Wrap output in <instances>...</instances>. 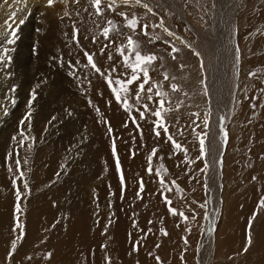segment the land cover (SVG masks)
Here are the masks:
<instances>
[{
	"label": "rangeland",
	"instance_id": "obj_1",
	"mask_svg": "<svg viewBox=\"0 0 264 264\" xmlns=\"http://www.w3.org/2000/svg\"><path fill=\"white\" fill-rule=\"evenodd\" d=\"M15 10L14 8L13 12ZM153 25H157V22L152 19L150 35L151 38L159 37L158 40L152 43L145 42L142 37H138L137 40L141 42L144 53H155L158 58H162L149 69L153 77L152 84H161V91L169 93L165 99L170 100L171 103L166 104V107L173 110L165 113L164 118L171 135L186 147L188 152L187 157L183 151L174 154L173 146L167 139L162 149L154 146L155 134L149 122L150 115L146 113L147 118L140 119L135 111H126L123 104L116 101L110 86H107L112 96L111 100L117 104L115 117L118 120L119 130L128 137L130 149L134 151L131 155L136 156L139 162L138 169L144 173L138 176V179H144V185L146 184L149 188L154 187V192L151 191V194L149 192L152 189L148 190L144 187L141 193L142 198L136 197L139 205L135 210L132 203L122 206L123 210L129 213L132 229V231L129 230V235L127 234L130 242L126 256L138 241L139 250L135 251L134 264H140L141 261L147 264H199L201 244L208 237L211 218L217 215L213 228L220 222L219 208L215 207L217 204H212L211 189L208 185L207 189L204 187L210 174V166L207 164L206 172L200 171L205 167V160L209 161V157L212 156V148L207 140L209 136L206 137V157L201 156L197 137L198 132L206 131L208 135V129L213 128L216 130L214 145L224 136L225 131L229 135V142L227 137L225 143L227 149L223 165V193L228 200L226 206L228 210L225 211L222 226L218 232V240L214 232L216 244L209 248L206 254L212 255L211 264H252L254 257L264 264V208L259 207V201L264 199V67L250 69L245 65L252 58L250 51L254 43L252 40H245L238 53L236 51L239 48L238 45L232 44L234 54H229V63L233 62L225 68L218 79H215L212 77L215 74L211 70L214 60L208 67L203 57L207 70L197 66H193V70H188L189 59L187 54L181 53V46L171 43L180 49L176 59H172L171 46L164 42L168 40L165 37L161 38L157 27ZM13 31L15 42L8 44L7 40L13 38L11 35ZM219 31L225 42L222 28L216 29V36ZM183 34L187 36L185 32ZM114 35L118 34L114 33ZM0 37L4 40L0 55L4 54V49H8L5 57L7 63H0V215L5 214L7 218L9 201H15V207L17 204L20 206V211L17 212L15 208L16 211L12 214L15 219L18 218V222L16 221L15 226L12 225L5 230L7 235L14 236L15 242L5 249L0 248V252L9 259L14 258L13 264H15L25 237V227L19 223L22 221L23 214L27 213L26 203L31 204L36 195L43 192L47 195L52 190L61 192V202L64 198L63 193L74 196L89 195L88 187H98L102 182L98 186L95 183H89L81 174L89 178L101 168L109 170L110 166L103 158V153L104 148H111L112 144L108 134V140L101 143L98 141L99 135L93 126H100L98 124L100 117L95 119L91 115L98 112L97 104L95 106L94 102H88L80 95L81 92L79 93L80 90H84V93L86 90L85 86L78 84L82 71L77 68L74 70L70 62H67V66L70 67H62L63 60L58 62L59 66L53 64L57 55L47 50L39 38L33 40L25 30L13 29L6 36L0 34ZM5 37L7 39H4ZM216 55L217 52L213 50V57L215 58ZM180 65L184 67L180 68ZM165 72L169 75L168 81L163 79ZM104 73L109 75L108 71ZM250 73L255 75L251 76ZM112 74L117 76L118 72ZM95 75L98 77L97 73ZM172 77L175 79H171ZM171 83H176L179 91L172 92L169 87ZM212 86H214L212 91H216L217 94V100H215L217 106L220 105L216 109L220 110L223 117L221 119L218 116L217 121L212 118L210 107L208 109V95ZM130 89L127 95L121 93L122 98L128 99L133 109L140 108L141 104L146 102L135 100L136 93H133L137 90V85L130 86ZM32 91L36 92V100L31 108L32 115L21 125L22 119L29 111L28 103ZM153 97L155 98L154 87ZM180 101L183 103L179 110H176ZM106 107H111L110 102L106 104ZM156 107L154 103L151 106L153 110ZM100 108L103 107L100 105L97 108L99 114L104 113V110ZM196 112L200 113L199 119L192 115ZM214 112L219 115L218 110ZM240 114L244 115L240 118L243 121L238 120ZM205 115L209 116L210 121L207 129L203 124ZM132 117H135L136 122L139 123L143 132L142 136L135 127ZM155 119L157 118H153L152 121ZM178 128L183 129V135L179 134ZM222 128L223 131H221ZM21 131L24 132L23 137L20 134ZM161 134L165 135L163 131ZM154 148H158V152L150 163L148 156ZM55 149H61L62 152L52 157V160L47 163V155L56 154ZM90 153L93 156L91 160L95 162L93 164L95 170L89 166ZM17 159L21 162L19 169L16 165ZM189 159L195 162L188 164L186 161ZM116 161L117 159L113 160V167L115 166V174L119 177L120 167L117 168ZM149 166L153 169L151 175L146 171ZM46 167L50 170L48 171ZM60 168L64 173H59ZM20 171L23 172V177H19ZM157 171L169 184L172 180H176L182 190L178 192L173 188L167 195L172 201V206L188 216L187 222L179 216L170 214L168 206L160 195L163 189L156 175ZM111 176L115 175L112 173ZM150 179L152 181H149ZM25 181L28 185L27 189L24 188ZM146 181L152 183L147 184ZM106 182L110 186L113 185L111 179H107ZM153 183L158 186L156 189ZM17 187L21 192L19 201L15 195ZM89 196L88 202L95 206L96 212L93 214L95 215L100 212L98 205L103 202L104 206V201L99 199L97 193ZM149 199L152 200L153 206ZM74 202L77 203L78 199L75 198ZM200 204H204L205 207L201 208ZM68 207L72 208L73 204H68ZM222 211L220 209V212ZM115 219L116 215L113 214L112 222ZM18 224L20 227H17ZM161 229L166 230L168 235H163ZM249 231L252 240L250 246L247 245ZM105 233L107 230L104 231ZM184 238H187V243ZM13 244H15V250L11 252ZM245 247L248 248L247 252L244 251ZM71 249L68 245L66 250H62L61 255H51V258L47 255L50 252H47L43 258L39 259V264H48L52 257L57 259L58 264H82L79 252L70 253ZM157 256L160 258L159 262L156 260ZM6 257L0 256V264H12L10 261V263L5 262Z\"/></svg>",
	"mask_w": 264,
	"mask_h": 264
},
{
	"label": "bare ground",
	"instance_id": "obj_2",
	"mask_svg": "<svg viewBox=\"0 0 264 264\" xmlns=\"http://www.w3.org/2000/svg\"><path fill=\"white\" fill-rule=\"evenodd\" d=\"M107 2L108 0H104L105 5ZM115 2L117 5L115 12L105 10V15L98 17L95 15V10L90 0H79L78 3L76 0H55L52 7L47 5V0H0V34L6 36L13 29L25 30L33 40L39 38L47 50L57 55L53 64L59 66L58 62L63 60L62 67H70L67 66V62H70L75 66L74 70L77 68V70L82 71L79 75L78 84L85 86L86 90L85 93L83 92L84 90H80V95L88 102H94L95 106L97 104L96 110L100 105L103 107L100 109L104 110H102L104 112L102 114H99V111L91 114L92 118L98 119L100 117L98 120L100 126H93L100 137H98V141L101 143V141L108 140V134L111 144H113V139L116 142L115 154L112 147L104 148L103 158L109 164V170L101 168L89 178L81 174L89 183H95L98 186L102 182L98 187H88L89 195L97 193L99 199L104 201V206L102 205L103 202L101 205H98L100 212L93 215L96 211L94 210L95 206L90 205L88 202L90 199L89 195L74 196L63 193L64 198L62 202L60 201L61 192L58 190H52L47 195L45 192L36 195L35 200L31 204L26 203L27 213H22V221L19 224L25 227V230L23 229L25 237L21 243L22 249L16 257L15 264H39V259L43 258L47 252H50L52 256L61 255L62 250H66L68 245L72 248L69 250L70 253L79 252L82 264H107L108 258L111 259V264H134L136 252L131 249L126 256L127 247L130 242V237L128 239L127 234L129 235V230L132 231V229L130 228L131 220L129 221V213L125 212L122 206L132 203L134 210L138 207L139 200L136 202L140 181L138 176L144 173H141L138 169L139 162L136 156L132 157L131 155L134 151L130 149L128 137L119 130L118 120L115 117L117 114L115 110L117 104L111 100L112 96L106 83L108 75L102 76L98 74V77H95L96 72L90 66H86L87 60L84 55L86 51L95 53L94 60L103 72L108 71L113 66L121 71L126 70L123 68L122 59L117 54L116 45L109 43L101 34V29L105 26L107 19L113 20L120 27L121 33L131 34V30L123 26L124 20L119 13L127 12L129 17L136 16L139 18L141 25L145 23L149 25V36L145 37L137 29L134 38L142 37L147 43H149L151 38L150 24L152 19L157 22V25L163 19L165 27L173 31L175 36L169 37L159 27H157L158 32L161 38L165 37L172 44L181 46V53L187 54V58L189 59L187 61V69L193 70V66L201 68L200 61L201 59L203 60V57L208 67L211 66L214 60V66L211 70L215 74V76H212L215 79H218L225 68L233 62L230 61L229 63V54H234L232 44L238 45L240 51L245 40H252L254 43L250 51L252 58L245 65L250 69L264 67V27H261V25H264V0H142V3L148 4L153 10L152 12L144 8L142 4L137 5L135 0H129L128 6L124 4L123 0H115ZM14 8L16 9L15 12H13ZM21 22L23 23L20 24ZM217 28L224 30L225 42L220 31L216 36ZM75 29L79 30V44L73 41ZM183 32L187 34L190 40ZM93 37H95V42H93ZM177 37L180 39H177ZM4 39L7 38L5 37ZM111 39L116 40L117 45L126 42V36L122 34L115 36L112 33ZM181 40L190 44L191 48L187 47ZM3 44L4 40L0 37V48L2 49ZM106 44L107 48L104 50V54L101 55V49ZM193 49L200 52L203 56L199 58L195 56ZM213 50L217 52L215 58L213 57ZM109 54L112 56L111 60L108 59ZM205 60H203V70H207L205 68ZM115 77L116 75L113 76L114 79ZM151 78L153 77L151 76ZM131 87H136V84H132ZM213 87H210L209 90L208 109L210 107V114L217 121L218 116L221 119L223 117L220 114V110L216 109L220 105L217 106L215 101L217 100V94L216 91H212ZM135 93L136 90L133 94ZM141 100L148 103L147 91L142 95ZM109 102L111 107L107 108L106 104ZM247 108L250 110L248 104ZM215 110L219 111V115H217V112H214ZM240 115L238 120L243 121L240 118L244 117V115ZM151 117L150 115L149 122L153 126L152 119L155 117L152 119ZM111 119L112 121H110ZM211 120L213 122V119ZM108 124L112 128L111 133L108 130ZM212 125L210 126L212 127ZM223 130L222 128L221 131ZM208 131L207 136H209V139L207 140L212 148V156L207 161V164L210 166L207 185L211 189L212 204H217L215 207L219 208L218 216H220V222L218 225H215L214 230L213 224H215L214 219L217 215L211 218V228L209 227L210 229L207 233L208 237L201 244L202 251L198 259L199 264L212 263V255H207L206 252L209 248L215 246V237L218 240V232L222 226L225 211L228 210L226 207L228 200L223 193V165L227 149V147L225 148L226 142L223 136L214 145L213 141L215 140L216 130L212 128L208 129ZM96 134L95 136H97ZM163 137L166 139V135H163ZM101 147H103L102 144ZM55 152L56 154L47 155V163L52 160V157L58 156V153L62 152V150L55 149ZM112 156L115 159L117 157L119 159V171L120 174L123 172L125 178L123 189L120 175L118 177L115 174V166L113 167V160L115 159ZM89 158V162L91 163L89 166L95 170V166H93L95 162L91 160L93 158L91 153ZM46 168L48 171L50 170L49 167ZM111 172L115 176H111ZM59 173H64L62 168L59 169ZM107 179L113 180L112 186L106 182ZM149 181L152 180L150 179ZM148 182L147 184L152 183ZM145 185L144 187H147L148 190L152 189ZM156 187L158 186H155V189ZM153 189L150 190V194ZM32 191L34 194V189ZM75 198L78 199L77 203L74 202ZM150 203L153 206L152 200ZM14 204L15 201H9L7 218H5V214L0 215L1 249H5L15 242L14 236L7 235L5 231L6 228L12 225L15 226L16 221L18 222V218L15 219L12 215L16 211ZM68 204H73V207L69 208ZM220 209L223 211L220 212ZM113 214L116 215L114 222H112ZM105 230H107V233L104 234ZM214 232H216L215 237ZM105 245L106 247H104ZM10 250L11 252L13 251L12 248ZM0 256L6 257L2 252H0ZM6 261H10L13 264L14 258L9 259L6 257ZM48 264H58L57 259L52 257V260ZM140 264L147 263L141 261Z\"/></svg>",
	"mask_w": 264,
	"mask_h": 264
},
{
	"label": "snow or ice",
	"instance_id": "obj_3",
	"mask_svg": "<svg viewBox=\"0 0 264 264\" xmlns=\"http://www.w3.org/2000/svg\"><path fill=\"white\" fill-rule=\"evenodd\" d=\"M55 0H47V5L49 7H52L54 5ZM76 2L78 3L79 0H76ZM124 4L126 6L129 5V0H123ZM90 3L92 5V7L95 10V15L98 17H103L105 15V10L109 11V12H115L117 5L115 0H108L107 4L105 5L104 0H90ZM135 3L137 5L142 4V6L144 8H146L149 12H152L153 10L148 6V4L146 3H142V0H135ZM155 14V13H153ZM67 15V13H66ZM119 15L123 18L124 20V27L131 30V34H123L120 32V28L118 25H116L114 23L113 20L111 19H107L106 20V24L105 26L101 29V34L102 36L105 38V40H107L109 43L116 45V51L117 54L119 55V57L122 59L123 61V68L126 69L125 71H121L115 68V66H113L112 68H110L108 70L109 75L106 78V83L110 86L112 93L115 96V99L117 102H120L123 104L124 108L126 111H135L137 113V115L140 117V119H146V113L150 114L151 116L157 118L153 121V130H154V134L159 137L161 134V131H163L166 135V139L172 144L173 149H174V154L178 153L180 151H183L184 155L187 157V152L188 149L186 147H184L182 144H180L179 142H177V140L171 135V133L169 132V127L167 125V122L164 118V114L167 112L172 111L173 109L170 107H166V104H170L171 101L165 99V97H167L169 95L168 92L165 91H161L162 85L161 84H152V78L150 75V71L149 69L152 68V66L156 63V61L158 59H162V58H158L157 55L155 53H144L142 51V45L141 42L138 41L137 39L134 38L137 29L140 30V33L142 35H144L145 37L149 36V25L147 23L141 25L139 18H137L136 16H131L129 17L127 12H121L119 13ZM11 27V26H9ZM153 27H159L162 28L163 31L169 36H175V33L173 31H171L169 28L165 27L164 25V21L163 19L160 20L158 25H153ZM112 33H116L118 35H125L126 36V42L125 43H120L117 45L116 40L111 39V34ZM12 35V39H8L7 43L8 44H12L14 43V37H15V32L13 31L11 33ZM159 37H155V38H150L149 42H155V40H158ZM177 39H180L179 37H177ZM73 41L76 44L80 43L79 40V30L75 29L73 32ZM93 42H95V37H93ZM165 43L170 44L171 46V52L170 55L172 56V59H176V54L180 51L179 48L175 47V45H171L170 41H164ZM182 43H184L187 47L191 48V45L188 44L186 41L181 40ZM107 48V44L104 46V48L101 49V55L104 54V50ZM237 53L239 52V49H236ZM8 53V49H4V54L0 55V63H7V60L5 59L6 55ZM193 53L195 56H197L198 58L201 56V53L198 51H195V49H193ZM86 60H87V65L86 66H90L91 69H93L97 74L99 75H105V73L102 71V69L97 65V63L94 60V55L95 53H90V52H85L84 53ZM108 59L111 60L112 56L111 54L108 55ZM237 59H239V57L237 56ZM8 60H10V57H8ZM73 68H75L74 65H72ZM184 65H180V68H183ZM200 67L203 68L204 64H203V60L201 59L200 61ZM119 73L115 79L113 78V76L111 75L112 73ZM74 74V73H73ZM249 75L254 76L255 73H250ZM163 79L165 81H168L169 75L167 72H165L163 74ZM171 79H175V77H172ZM90 83V81H89ZM136 84L137 85V90H136V94H135V100L137 102H139L142 98V95L145 94V91H147V100L148 103H143L141 104L140 108H136L133 109L132 104L129 102L128 99L126 98H122L121 93H125V95H127L128 93H130V86L132 84ZM146 85L147 90H146ZM153 87L155 88V98L153 97ZM170 89L172 92H177L179 91V86L176 83H171L169 85ZM14 90V89H13ZM206 94V93H205ZM184 95H187V93H184ZM36 100V92L32 91L30 93V100L28 103V108L29 111L26 113L25 117L22 119L21 121V125H23L24 120H28L30 119L31 115H32V103ZM13 103H15V101H12ZM156 104V109L153 110L150 108V104ZM183 102L180 101L177 104V108L176 110H179L180 105ZM142 109V110H141ZM97 111H99V109H97ZM193 116H195L197 119H199L200 113L196 112L192 114ZM135 124V127L137 128V130L140 132V135H143L142 130L140 129L139 123L136 122V118L132 117L131 118ZM193 123H196V121H193ZM209 116L205 115L204 120H203V124H204V128L207 129L209 127ZM198 126V125H197ZM109 132H112V128L111 125L108 124L107 125ZM125 127H127V123H125ZM193 131H195V129H193ZM21 136H24V132L21 131ZM179 134L183 135V129L179 130ZM197 137L199 140V149H200V153L202 157H206L207 156V149H206V137H207V132H198L197 133ZM227 137L228 134L225 131L224 133V139L225 142L227 141ZM29 147H31L29 145ZM112 148H113V153L115 154L116 151V142L115 139H113V144H112ZM158 152V148H154L152 149L150 155L148 156V160L151 163V160L153 159V157L156 156ZM162 159V158H161ZM188 164L194 163L195 161L193 160H187L186 161ZM117 168L120 167L119 165V159L117 157ZM16 165L17 168H20L21 162L20 159L16 160ZM163 167V166H161ZM207 162L205 160V167L203 169H201V172H206L207 171ZM9 171H11V167H9ZM146 171L151 175L153 173V169L151 166H149ZM19 177H23V172L20 171L19 172ZM59 175V174H58ZM158 179H159V183L163 189V191L160 192L161 197L164 199L165 204L168 206L169 212L171 215L173 216H179L181 217L185 222L188 221V216L185 215V213L183 211H178L175 207L172 206V201L168 198L167 193L171 192L173 190V188H175L178 192L182 191L179 187V185L177 184L176 180H172L171 183H167L163 176L160 174L159 171H157L156 173ZM120 182L122 185V189L124 187L125 184V178L123 175V172H121L120 174ZM204 187L207 189V184L205 183ZM24 188L27 189L28 185L27 182H24ZM144 190V181L141 178L140 180V187L138 189L137 192V198H142L141 193ZM16 198L19 201L21 198V192L19 187H17V190L15 192ZM201 208H204L205 205L204 204H200L199 205ZM259 207L260 208H264V199H261L259 201ZM16 209L17 212L20 211V206L19 204L16 205ZM254 218V217H253ZM179 227V225H177ZM17 227H20V225L18 224ZM188 231H190V229H188ZM161 232L163 235H168L167 231L164 229H161ZM185 243H187V238H184ZM252 243L251 240V234L249 231V235L247 238V245L250 246ZM138 244L139 242L137 241V243L133 246V250L134 251H138ZM159 245H157L158 247ZM106 247V245L104 246ZM12 250H15V244H13L12 246ZM248 248L245 247L244 251L247 252ZM48 258H51V253H48ZM29 259H31L29 257ZM156 260L159 262L160 258L157 256ZM107 264H111V259L108 258L107 260Z\"/></svg>",
	"mask_w": 264,
	"mask_h": 264
},
{
	"label": "crops",
	"instance_id": "obj_4",
	"mask_svg": "<svg viewBox=\"0 0 264 264\" xmlns=\"http://www.w3.org/2000/svg\"><path fill=\"white\" fill-rule=\"evenodd\" d=\"M212 125V124H211ZM165 138L163 137V134H160L159 137H157L155 135V142H154V146H158L160 149L163 148V146L165 145ZM253 258V257H252ZM252 264H262L260 261H258L255 257L252 260Z\"/></svg>",
	"mask_w": 264,
	"mask_h": 264
}]
</instances>
